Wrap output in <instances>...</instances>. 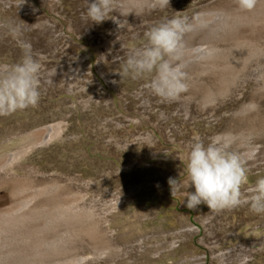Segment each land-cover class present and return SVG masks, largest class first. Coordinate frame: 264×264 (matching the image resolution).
Wrapping results in <instances>:
<instances>
[{
    "label": "rangeland",
    "instance_id": "obj_1",
    "mask_svg": "<svg viewBox=\"0 0 264 264\" xmlns=\"http://www.w3.org/2000/svg\"><path fill=\"white\" fill-rule=\"evenodd\" d=\"M218 1L171 0L163 11L148 8L128 16H120L122 10L116 5L112 15L125 21L120 29L111 19L100 24L86 19L88 0H0V63L19 62L25 54L22 45L28 44L45 68L38 105L0 117L6 119L0 123L3 140L14 130L26 131L62 111L81 108H67V103L89 100L72 128L68 148L55 144L39 154L35 164L43 175L60 171L61 176L72 177L73 188L86 194L82 203L97 205L101 218L110 221L102 222L104 229L121 247L119 253L88 256L92 240L85 235L75 252L64 258H84L80 264H218L221 251H247L249 264H264V251L253 249L251 240L256 236L249 235L264 230V221L258 220L262 216L248 206L213 213L201 204L190 210L183 193L195 189L182 185L187 179L188 146L195 137L208 143L230 128L246 130V122L234 120L253 99L258 107L249 115L264 120V91L256 92L264 62L250 65L229 96L206 107L201 94L188 91L181 100L163 101L151 92L147 78L120 76L130 51L146 43L145 33L152 26L176 16L190 21ZM48 79L53 82L48 84ZM185 108L191 114L186 115ZM129 115L143 118L144 123L130 121ZM30 117H34L31 124ZM251 141L250 146L264 148V135L255 133ZM250 170L252 185L258 169ZM170 179L182 185L175 196ZM6 191L0 190L2 198ZM120 202L126 210H147L145 231L130 239L124 235L130 230L113 225L111 210ZM183 215L188 222H183ZM181 229V234L174 233ZM150 251L161 254L150 258Z\"/></svg>",
    "mask_w": 264,
    "mask_h": 264
},
{
    "label": "bare ground",
    "instance_id": "obj_2",
    "mask_svg": "<svg viewBox=\"0 0 264 264\" xmlns=\"http://www.w3.org/2000/svg\"><path fill=\"white\" fill-rule=\"evenodd\" d=\"M116 5L122 12L130 10L136 14L142 12L141 8L148 9L143 0H117ZM189 22L195 27L186 34L185 41L196 55L190 57L187 69L188 91L201 94L204 107L216 105L219 98L229 96L250 65L264 62V0H259L251 12H241L235 0H219L217 4L204 8ZM131 45L135 46V42L132 41ZM256 79V92L259 94L264 91V71ZM88 103L89 100L71 105L67 103V108L78 105L81 108L77 112L62 111L48 123H35L33 128L26 131L14 130L5 140V135L0 134V190H7L4 198L0 196V264H80L84 258L68 260L64 256L73 254L85 235L92 240L88 256L100 257L120 252L121 246L113 241L102 225L103 221H110L107 217L101 218L97 205L82 203L86 194L73 188V178L61 176L60 171L56 175H43L41 167L35 164L36 157L55 144L68 148L72 128ZM257 107L253 99L237 113L235 123L246 122V130L234 132V128H230L217 135L234 138L232 150L251 157L247 162L249 184L246 187L252 186L250 169H258L257 179L264 177V148L250 146L255 133L264 135V120L259 115H249ZM185 112L186 115L191 114L189 108H185ZM128 118L138 125L144 123L143 118L130 115ZM33 119L30 117L27 122L31 124ZM4 122L6 119H0V123ZM167 158L164 157L165 160ZM182 185L186 190L190 189L188 178ZM146 211L143 208L126 210L125 204L120 202L111 210L115 214L113 225L121 226L122 231L130 230L124 234L126 239H130L145 231L142 222ZM182 217L184 223L188 222L187 216ZM258 220L264 221V216ZM183 225L184 229L186 226ZM183 229L174 233L181 234ZM252 232L256 233L255 230ZM252 232L249 235L256 236L251 240L253 249L264 251V236L261 237L264 230L256 234ZM240 238L238 236L236 239ZM220 253L216 256L218 264H249L247 251L239 254L236 251ZM155 254L161 253H153L150 258ZM146 264L159 263L147 261Z\"/></svg>",
    "mask_w": 264,
    "mask_h": 264
},
{
    "label": "clouds",
    "instance_id": "obj_3",
    "mask_svg": "<svg viewBox=\"0 0 264 264\" xmlns=\"http://www.w3.org/2000/svg\"><path fill=\"white\" fill-rule=\"evenodd\" d=\"M144 6L161 11L170 7V0H143ZM241 12H251L259 0H235ZM117 0H88L85 18L100 24L111 19L124 27L125 21L112 15ZM143 11V8L140 9ZM130 10L121 12L128 16ZM195 25L187 17L176 16L152 26L146 33V43L130 51L120 76L148 80L151 92L163 101H178L189 90L188 66L190 57L196 55L187 47L185 36ZM25 54L14 64L0 63V117L34 108L41 98L44 65L34 58L31 45H22ZM203 59L202 56H197ZM48 72V76H52ZM51 84L53 81H46ZM234 138L212 137L205 143L195 137L188 146L186 170L189 187L194 192L185 193L186 207L195 210L204 204L210 212L218 213L248 206L258 216H264V177L258 178L250 187L247 153L232 150ZM172 196L182 186L178 180L170 179ZM185 200V199H184Z\"/></svg>",
    "mask_w": 264,
    "mask_h": 264
}]
</instances>
